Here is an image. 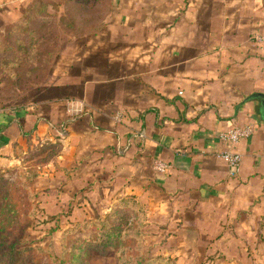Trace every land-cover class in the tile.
I'll return each mask as SVG.
<instances>
[{"label": "crops", "instance_id": "1", "mask_svg": "<svg viewBox=\"0 0 264 264\" xmlns=\"http://www.w3.org/2000/svg\"><path fill=\"white\" fill-rule=\"evenodd\" d=\"M105 4L32 101L0 106V171L46 154L39 180L67 181L57 198L130 197L168 245L246 247L264 211V46L249 39L264 34V0ZM249 124L231 177L218 135Z\"/></svg>", "mask_w": 264, "mask_h": 264}, {"label": "rangeland", "instance_id": "2", "mask_svg": "<svg viewBox=\"0 0 264 264\" xmlns=\"http://www.w3.org/2000/svg\"><path fill=\"white\" fill-rule=\"evenodd\" d=\"M106 1L0 0V106H21L32 101L36 89L48 81L59 62L61 50L74 45L82 35L100 29L108 10ZM46 156H33L35 159L0 171V179L11 183L6 189L16 191L19 213L27 208L26 190L23 185L18 187L21 180L26 179L24 185L29 184L27 187L36 194L38 211L32 224H25L20 216L14 234L19 238L24 235L19 247L29 249L22 253V264H52L51 258L62 257L66 249L68 254L71 249L79 254L80 264H122V241L106 247L95 242L100 234L94 225L108 217L116 200L104 199L97 192H81L73 199L57 198L59 192L68 191L67 181L59 182L64 177L57 180V176L39 180L40 173L50 171L42 167ZM116 213L109 223L116 222L123 230L140 220L144 240L141 251L150 259L161 258L168 264H264V211L247 232L246 247L217 246L218 237L191 249H183L176 240L168 245L161 231L163 225L155 224V219L146 216L135 202L118 208ZM133 250L130 248V253Z\"/></svg>", "mask_w": 264, "mask_h": 264}, {"label": "trees", "instance_id": "3", "mask_svg": "<svg viewBox=\"0 0 264 264\" xmlns=\"http://www.w3.org/2000/svg\"><path fill=\"white\" fill-rule=\"evenodd\" d=\"M26 179L21 180L18 187L24 186L26 193L24 195L26 207L24 213H19L18 196L15 192L6 189L11 183L8 180L0 179V264H22V253L29 251L28 248L21 249L19 244L21 237H15V231L19 224V217L23 216L25 224L31 225L33 217H35L38 206L36 203V194L34 191L24 185ZM135 202L133 198L127 197L125 199L117 200L111 208V213L105 220L99 221L94 225V229L99 230V237L95 240L102 247L112 244L116 240L123 242L122 250L123 255L121 258L122 264H168V262L161 258H148L146 254H142L144 240L143 235L140 233V220H136L127 230H123L118 224L109 223V219L116 216L117 209L125 206L128 203ZM136 203V202H135ZM118 220V218H117ZM116 220V221H117ZM142 222V221H141ZM92 227V226H90ZM20 240V241H19ZM130 248H134L133 253H130ZM135 254V255H134ZM52 264H80L79 254L72 249L68 254L66 249L64 255L60 258H51Z\"/></svg>", "mask_w": 264, "mask_h": 264}, {"label": "built area", "instance_id": "4", "mask_svg": "<svg viewBox=\"0 0 264 264\" xmlns=\"http://www.w3.org/2000/svg\"><path fill=\"white\" fill-rule=\"evenodd\" d=\"M250 42L257 47L264 46V34L254 33L250 36ZM76 114L82 112V108L75 109ZM124 118L123 112H117L115 115V122L121 123ZM253 133L252 125H243V126H232L229 129L222 131L218 135V139L224 145V149L217 154L218 158L223 160L226 163L228 174L231 177L236 176L240 170L241 156L236 152L235 147L237 144L248 137ZM167 168V165L163 163H156L155 169L157 171L163 172Z\"/></svg>", "mask_w": 264, "mask_h": 264}, {"label": "water", "instance_id": "5", "mask_svg": "<svg viewBox=\"0 0 264 264\" xmlns=\"http://www.w3.org/2000/svg\"><path fill=\"white\" fill-rule=\"evenodd\" d=\"M263 106H264V102H263Z\"/></svg>", "mask_w": 264, "mask_h": 264}]
</instances>
